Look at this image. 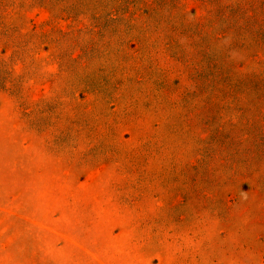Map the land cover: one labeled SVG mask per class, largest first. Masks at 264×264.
<instances>
[{"label":"rangeland","instance_id":"obj_1","mask_svg":"<svg viewBox=\"0 0 264 264\" xmlns=\"http://www.w3.org/2000/svg\"><path fill=\"white\" fill-rule=\"evenodd\" d=\"M212 2L0 0V264H264V133L207 122L195 34L254 76V1Z\"/></svg>","mask_w":264,"mask_h":264},{"label":"trees","instance_id":"obj_2","mask_svg":"<svg viewBox=\"0 0 264 264\" xmlns=\"http://www.w3.org/2000/svg\"><path fill=\"white\" fill-rule=\"evenodd\" d=\"M254 2L250 7L232 8L229 12L230 19L233 23L230 25V29L243 30L244 32L242 41L237 39L236 46L239 49H243L244 42L248 38H251L253 42L258 43L259 49L257 52L260 53V60L258 61V73L254 76L246 75L243 71L237 68V63H234L229 57L228 52L230 48H223L214 50L211 52V46L218 42L214 36H202L195 32L197 39L199 40L198 52L201 54L205 66V74L200 78L206 84V92L209 90L210 97L207 122L212 126H227L226 132L224 133H264V119L258 120L257 125L252 126V117L261 111L264 112V2L261 0H253ZM221 0H213L212 4L216 6L217 12L222 15L224 9L221 6ZM240 23L244 24L242 27ZM211 29L207 27L205 22L197 21L195 18V27L200 32L205 29L214 30L215 25L213 20L210 22ZM201 36V37H200ZM240 36V35H239ZM232 48L235 46L232 44ZM86 53V52H85ZM256 52H250L249 56L254 57ZM252 63V62H250ZM241 72L243 75L239 81V75ZM258 74V75H257ZM234 81V83H233ZM205 92V91H204ZM248 93V99L242 106L232 105L230 101H235L239 98V93ZM248 102V103H247ZM256 113V114H255ZM236 116L241 124L242 120L249 122L248 126H235L230 118L225 120V117ZM219 120V121H218ZM221 120L223 122H221ZM218 121V122H217ZM221 133V132H219ZM263 152V151H262ZM261 152V153H262ZM260 153V154H261Z\"/></svg>","mask_w":264,"mask_h":264},{"label":"bare ground","instance_id":"obj_3","mask_svg":"<svg viewBox=\"0 0 264 264\" xmlns=\"http://www.w3.org/2000/svg\"><path fill=\"white\" fill-rule=\"evenodd\" d=\"M28 148V147H27ZM107 204V203H106ZM31 215V214H30ZM119 245V244H118Z\"/></svg>","mask_w":264,"mask_h":264}]
</instances>
